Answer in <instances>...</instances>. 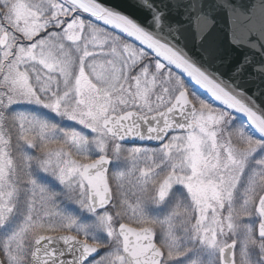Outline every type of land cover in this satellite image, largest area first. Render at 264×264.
I'll list each match as a JSON object with an SVG mask.
<instances>
[{"label": "snow or ice", "instance_id": "1", "mask_svg": "<svg viewBox=\"0 0 264 264\" xmlns=\"http://www.w3.org/2000/svg\"><path fill=\"white\" fill-rule=\"evenodd\" d=\"M133 6L0 0V264H264V0Z\"/></svg>", "mask_w": 264, "mask_h": 264}, {"label": "water", "instance_id": "2", "mask_svg": "<svg viewBox=\"0 0 264 264\" xmlns=\"http://www.w3.org/2000/svg\"><path fill=\"white\" fill-rule=\"evenodd\" d=\"M110 2L116 4L122 11H124L125 14H129L133 18L139 19L143 21L146 18V13L141 11L139 8L134 7V0H110ZM219 28L224 27V21L223 17H217ZM216 35L220 36L222 33L219 31L216 33ZM226 55H229L233 58V61H238L241 56L243 55L239 50L229 48L226 50Z\"/></svg>", "mask_w": 264, "mask_h": 264}]
</instances>
